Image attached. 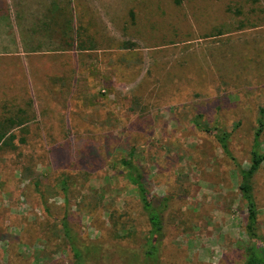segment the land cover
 <instances>
[{
    "label": "rangeland",
    "instance_id": "rangeland-1",
    "mask_svg": "<svg viewBox=\"0 0 264 264\" xmlns=\"http://www.w3.org/2000/svg\"><path fill=\"white\" fill-rule=\"evenodd\" d=\"M0 55V116L28 101L35 116L0 150V264H75L72 247L95 254L86 264L136 259L148 228L120 172L131 149L149 195L170 198L159 264H241L251 243L264 256V164L251 240L235 166L190 123L236 127L248 166L264 0H0Z\"/></svg>",
    "mask_w": 264,
    "mask_h": 264
},
{
    "label": "trees",
    "instance_id": "trees-1",
    "mask_svg": "<svg viewBox=\"0 0 264 264\" xmlns=\"http://www.w3.org/2000/svg\"><path fill=\"white\" fill-rule=\"evenodd\" d=\"M50 11V10H49ZM62 9L57 8L53 5L50 13L56 17L61 16ZM52 17L50 23H45V27L49 29L53 25ZM54 25L57 24V20L54 21ZM63 24V26H62ZM72 20H63L61 23V28L66 30L72 26ZM58 26V25H57ZM63 31V35H66ZM62 35V30H61ZM72 43H68L67 46L74 44V39L70 38ZM89 48H93L91 45V40H89ZM131 47L134 45H130ZM32 52V51H31ZM31 101L26 103V107H11V111L0 116V150L9 149L13 150L15 145L14 141L16 135L13 131L20 130L21 132H26V126L34 121V114L29 112L33 106ZM9 114V115H7ZM190 123L192 126L204 135L210 136L217 143L219 149L221 150L224 157H226L234 166L235 174L238 178L237 189L240 193L241 199L246 206V225L245 230L248 237L252 240L258 236L256 233L257 229V214L258 209L253 195V178L259 172L260 168L264 164V151L261 144V135L264 131V109L259 110L258 119L256 122V128L254 130L252 146L249 156V164L246 167L241 166L233 156L230 150V139L233 132L236 130L234 127L231 131H226L219 128L217 125H210L208 122L202 120V115L198 114L191 118ZM24 142L23 139L20 141ZM135 151L131 149L128 151L126 157L120 160L119 167L122 176L127 180V182L133 186L139 196V201L141 204V209L146 216L147 221V236L145 243L139 250L136 259L129 260L128 264H159V246L163 237V212L168 207V202L170 198L168 197H154L150 196L146 186V174L143 171L141 165L134 160ZM27 178V175H24ZM62 191H67V180L64 179L60 183ZM254 243H251L244 250V255L242 257L241 264H264V256L262 254L256 253L255 249L252 247ZM74 256L77 262L75 264H86L89 259L96 260L95 254L92 252H82L76 247H72ZM139 258V260H138Z\"/></svg>",
    "mask_w": 264,
    "mask_h": 264
},
{
    "label": "crops",
    "instance_id": "crops-1",
    "mask_svg": "<svg viewBox=\"0 0 264 264\" xmlns=\"http://www.w3.org/2000/svg\"><path fill=\"white\" fill-rule=\"evenodd\" d=\"M3 51H1V53H2ZM3 55H0V61L2 62L3 61Z\"/></svg>",
    "mask_w": 264,
    "mask_h": 264
}]
</instances>
